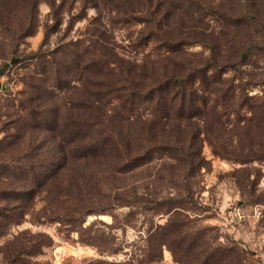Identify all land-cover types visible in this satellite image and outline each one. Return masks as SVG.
I'll return each mask as SVG.
<instances>
[{
  "label": "rangeland",
  "instance_id": "1",
  "mask_svg": "<svg viewBox=\"0 0 264 264\" xmlns=\"http://www.w3.org/2000/svg\"><path fill=\"white\" fill-rule=\"evenodd\" d=\"M52 1L54 10L48 0H0V168H9L11 174L26 162L25 154L30 150L42 153V144H57L49 139L50 135L18 129L25 121L22 119L23 102L42 100L43 94L46 105L57 109L61 119L71 114L89 116V110L80 105L90 102L85 86L93 74L88 76L85 72L62 90L50 83L44 85L42 91V62L59 59L58 51L61 54L69 51L73 56L76 50L84 60L91 56L113 62L114 70L140 69L154 62L177 71L181 63H192L193 67L206 64L212 57L210 46L216 42L227 57H232L237 48L231 41L234 38L239 41L247 31L215 18L198 5L187 9L173 0H154V3H164L159 12L161 17L168 18L169 35L199 41L182 55L157 59L148 54L147 48L136 46L142 33L151 29L126 27L123 16L117 13L131 10L134 15H147L141 0ZM118 6L121 7L116 8ZM259 14L263 18L259 25L264 32V10ZM250 31L259 34L257 37L264 44V36ZM94 46L104 49V55L99 57L100 52L98 55L86 52ZM240 70L245 75L233 72L226 78L235 77V86H243L246 94L264 100V60L257 54L250 65ZM90 112L91 121L104 124H97L98 130L107 126L114 128L125 138L127 147L124 146L130 151L141 149L144 141L140 138L149 132L153 137L147 135L146 144L167 145L159 154L160 160L128 175L116 176L118 185L127 188L130 195L137 190L149 196L153 194L157 199L192 198V202L183 206L184 213L194 222L192 226L211 227L221 242L234 240L254 252L252 264H264V104L246 117L217 111L189 122L168 124L154 121L149 114L132 117L128 122L107 114L105 109L101 114L97 109ZM184 156L188 157L185 161L171 158L182 160ZM111 164L114 166L112 160L100 158L90 161L86 167L96 180L110 187ZM12 182V179H0V189ZM47 198L53 197L42 191L37 195L30 204L26 221L0 239V251L13 236L29 231L46 233L54 241L50 248H44L42 255L28 260L30 264H123L143 243L148 222L163 225L169 219L166 214L151 217L140 209L128 207L110 210L106 215H91L86 225L97 224L90 237L98 244H86L80 242L77 232H69L58 223L42 224V210L49 208ZM36 219L41 223L34 222ZM99 221L108 226L100 225ZM0 264H5L1 252ZM163 264H175L167 249Z\"/></svg>",
  "mask_w": 264,
  "mask_h": 264
},
{
  "label": "trees",
  "instance_id": "2",
  "mask_svg": "<svg viewBox=\"0 0 264 264\" xmlns=\"http://www.w3.org/2000/svg\"><path fill=\"white\" fill-rule=\"evenodd\" d=\"M48 1L54 10V2ZM141 1L147 8L148 16L134 15L131 10L117 11L123 16L122 22L126 27L151 29L142 33L137 48H147L150 51L148 54L157 59H170L199 44L198 40L176 39L169 35L168 18L161 17L159 12L164 6L163 1ZM173 1L187 9L198 5L200 10H206L234 28H245L247 31L239 37V41L235 38L231 41L237 53L227 57L216 42L210 46L212 57L206 64L193 67L192 63H181L177 71L166 64L156 65L154 62L140 69L127 70L122 67L114 70L111 68L113 62H105L90 55V59L85 62L76 50L73 56L69 55V51H62V54L58 51L59 59L54 57L56 59L50 63L43 61L42 91L46 84L53 83L54 88L62 90L66 85L69 86L70 81L86 73L88 76L93 74L85 86L90 102L80 105L89 110V116L71 114L61 119L57 109L46 105L43 94L42 100L34 102L32 99L22 103V119L25 121L18 129L50 135L49 139L57 144H42V153L34 149L27 152L26 162L12 174L9 168L1 166L0 179H12L20 187L12 182L0 189V239L6 238L13 227L26 221L30 204L42 191L53 197L47 198L49 208L42 210V224L58 223L69 229V232H77L80 242L86 244H98L90 237L97 224L93 222L86 225L91 215H106L110 210L124 207L140 209L151 217L169 215L163 225L148 222L149 228L143 243L123 264H163L165 249L171 253L175 264H252L250 260L255 253L245 249L239 242L229 239L221 242L211 227L192 226L194 222L183 208L184 204L192 202V198L157 199L153 194L149 196L137 190L130 195L127 188L117 184L116 176L128 175L156 159L160 160L159 154L167 145L146 144L144 139L147 135L153 137L149 132L140 138V141H144L141 149L130 151L124 144L125 138L117 130L110 126L98 130L99 121L90 120V111L97 109L100 110L98 114H101L105 109L107 114L128 122L132 117L149 114L154 121L185 123L217 111L223 115L246 117L264 104L259 96L246 94L243 86H235V77L226 78L233 72L245 75L240 67L250 65L251 59L257 54L264 60V44L257 37L259 34L250 31L264 36L262 25H259L263 19L259 12L264 10V0H218L215 4L207 0ZM94 43L103 46L100 41ZM86 52L95 55L100 52L99 57L104 55V49H98L97 46ZM106 120L109 121L108 117ZM100 158L114 163V166L111 164L113 179L108 181L110 187L96 180L86 167L90 161ZM171 158L175 161L188 159L186 156L182 160L180 157ZM114 220L118 219L114 217ZM34 222L41 223L37 219ZM98 223L108 226L101 221ZM53 243L52 237L46 233L22 231L13 236L0 252L5 264H30L28 260L42 255L44 248H50Z\"/></svg>",
  "mask_w": 264,
  "mask_h": 264
}]
</instances>
